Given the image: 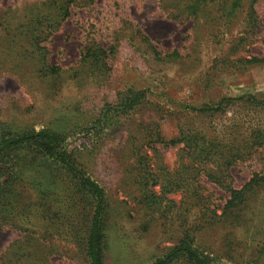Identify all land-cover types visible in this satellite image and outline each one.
<instances>
[{
	"label": "rangeland",
	"instance_id": "374dc122",
	"mask_svg": "<svg viewBox=\"0 0 264 264\" xmlns=\"http://www.w3.org/2000/svg\"><path fill=\"white\" fill-rule=\"evenodd\" d=\"M62 5L70 13L51 35L31 34L39 25L35 14L53 16ZM254 7L257 23L251 30L243 15L230 25L221 23L216 9L198 24L184 13L176 17L171 0H0V134L5 126L13 131L50 127L64 133L68 151L109 199L105 264H151L180 235L164 213L147 216L136 204L135 142L146 140L140 152L150 156L161 182L169 179L165 175L171 177L181 153L180 146L165 147L159 137H175L188 124L213 125L218 131L234 120L247 129L264 124V105L245 100L214 116L196 115L189 108L248 93L264 98V63L241 61L264 54V0H255ZM36 40L45 48L34 47ZM96 45L106 50L103 63L85 58ZM43 64L59 67L60 76L40 73L47 68ZM131 88L146 90L148 103L97 125L106 104H114ZM30 150H15L10 156L30 159ZM18 161L22 174L30 176ZM259 165L254 161L232 167L233 185L241 187ZM202 182L222 206L227 193L206 179ZM23 185L14 189L26 195L22 202L30 207L17 205L11 212L0 208V264L10 245L27 231L57 245L50 264H88L83 240L87 229L47 225ZM181 197L165 193L161 205H171V198L178 204ZM245 219L236 227L195 229L196 246L217 263L264 264V190L249 205ZM186 262L174 264H190Z\"/></svg>",
	"mask_w": 264,
	"mask_h": 264
},
{
	"label": "trees",
	"instance_id": "16d2710c",
	"mask_svg": "<svg viewBox=\"0 0 264 264\" xmlns=\"http://www.w3.org/2000/svg\"><path fill=\"white\" fill-rule=\"evenodd\" d=\"M254 2L255 0H171V7L174 16L184 13L194 18L197 24L215 9L221 23L228 25L243 15L245 25L252 30L257 23ZM60 8L59 13L53 16L35 14L33 17L36 16L39 25L31 34L36 33L41 37L51 35L70 13L63 5ZM34 43V47L45 48L40 46L39 40ZM35 51L34 48L33 53ZM105 53L103 47L96 45L88 48L85 58L103 63ZM241 61L247 64L264 63V54L242 58ZM43 66L47 68H40V73L60 76L59 67L50 64ZM147 97L144 89H129L114 104H106L96 124L103 127L113 120L114 115L137 111L148 103ZM243 100L253 105H264L263 97L248 93L235 97L226 96L211 105L189 108L196 115L214 116L225 113L228 107ZM241 124L234 120L220 131L213 125L195 128L188 124L175 137H159L165 147L180 146L181 153L179 165L171 168V177L165 175L169 179L161 182L158 181L160 176L152 171L150 156L140 152L146 140L141 141V145L135 142L131 146L137 151L132 164L137 206L147 216L149 212L151 216L164 213L171 219V226L180 229L177 242L151 264H174L181 259L190 264H221L214 262L209 253L196 246L195 229H201L205 225L236 227L244 224L249 205L264 190V124H257L249 129ZM65 137L64 133L50 127L23 131H13L9 126L3 128L0 134V179L4 180L0 182V208L8 207L6 210L11 212L18 208L17 205L30 207L28 203L22 202L26 195L16 194L19 190L14 189L16 184L23 182L21 189L24 192L25 188H29L31 195L28 197L34 200L36 210L41 212L42 221L47 225L65 224L67 229H87L83 240L88 264H105V228L110 213L109 199L105 188L68 151ZM151 140L154 141L153 138ZM23 148L31 149L34 157L11 158L12 151ZM18 160L31 171L28 173L30 176L22 174L23 167ZM254 161L261 162L262 165L252 171L249 180L241 187L234 186L231 168ZM17 167L19 171L16 170ZM203 179L227 193L228 197L222 206L212 200L214 193L202 182ZM158 184L160 187L155 190ZM165 193L181 194L180 202L177 204L171 198V205H161ZM46 239L37 231H27L23 239L10 245L3 264H50L51 254L55 252L57 245Z\"/></svg>",
	"mask_w": 264,
	"mask_h": 264
}]
</instances>
